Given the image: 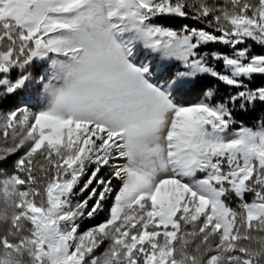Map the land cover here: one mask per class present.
Wrapping results in <instances>:
<instances>
[{"label":"snow or ice","instance_id":"6c2138e0","mask_svg":"<svg viewBox=\"0 0 264 264\" xmlns=\"http://www.w3.org/2000/svg\"><path fill=\"white\" fill-rule=\"evenodd\" d=\"M253 46L264 0H0V264H264Z\"/></svg>","mask_w":264,"mask_h":264},{"label":"trees","instance_id":"16d2710c","mask_svg":"<svg viewBox=\"0 0 264 264\" xmlns=\"http://www.w3.org/2000/svg\"><path fill=\"white\" fill-rule=\"evenodd\" d=\"M173 27L179 28L181 25L183 24H189L192 26H197L195 25V23L191 20H185V19H179V18H175V19H168L163 21ZM253 51L255 53H264V48H254L253 47ZM13 75H15V73H13ZM205 83H212V84H216V81H206ZM260 85H264V76H257L254 81L252 82L251 86L252 87H256V86H260ZM218 88H219V96L222 97L224 95H226L230 90L228 88H226L223 84H218ZM202 94V90L201 89H196L194 90L189 96H188V100L191 102H195L200 95ZM219 98V97H218ZM24 97H15V98H9L6 101H4L3 103V110L7 111L10 110L12 108H14L15 106H17L18 104H21L23 102ZM31 103H34V101H31ZM261 116V111L259 110V106L256 112H252V113H245V112H237L236 113V119L237 121H242L245 125L248 126H255L257 123V119ZM22 153H19L17 155H20ZM15 159H17V156H13L8 164L5 165V167L8 169V171H11V164L12 161H14ZM105 174V172H104ZM107 175V173L105 174ZM107 205L105 207V211H106ZM104 211V213H100L102 218L106 217V212ZM100 216V217H101ZM94 220L90 221V224H94L93 223ZM105 246V245H104ZM103 246V248H104ZM102 248V249H103Z\"/></svg>","mask_w":264,"mask_h":264},{"label":"rangeland","instance_id":"374dc122","mask_svg":"<svg viewBox=\"0 0 264 264\" xmlns=\"http://www.w3.org/2000/svg\"><path fill=\"white\" fill-rule=\"evenodd\" d=\"M255 49L256 48H258V46H253ZM212 48H214V49H218L219 51H221V52H226V51H228V49L227 48H225L224 46H221V45H215V46H212ZM261 48V47H260ZM156 62L154 61V64H155ZM176 67H178V65H172L171 67H168V68H165V67H162V66H158V68H157V70L161 73V79L163 80L164 78H166L167 77V75L168 74H170V72L171 71H174L175 70V68ZM104 172H105V174L106 173H108V170L107 169H105L104 170ZM107 205V208H106V217L104 218H102V216H101V214H99V215H97L95 218H92V219H85L84 221H83V223H82V225H81V231H84V230H86V229H88V228H90V227H93V226H95V225H97V224H100V223H102V222H104L106 219H107V217H108V208L110 207V205H111V201H109L108 202V204H106ZM106 207V206H105ZM102 213V212H101ZM103 213H104V211H103ZM101 216V217H100ZM92 220H94L93 221V223L94 224H90V221H92ZM106 247V245L104 246V248ZM103 248V246L97 251V255H100L103 251H104V248Z\"/></svg>","mask_w":264,"mask_h":264}]
</instances>
